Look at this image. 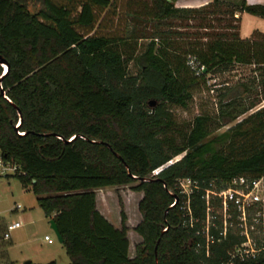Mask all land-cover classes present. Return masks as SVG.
<instances>
[{
    "label": "trees",
    "instance_id": "trees-1",
    "mask_svg": "<svg viewBox=\"0 0 264 264\" xmlns=\"http://www.w3.org/2000/svg\"><path fill=\"white\" fill-rule=\"evenodd\" d=\"M65 2L0 0V57L7 65L4 73L0 65V89L7 97L0 92V149L20 166L15 177L56 224L68 264H264L263 252L229 261L242 238L232 229L219 237L216 215L208 256L204 238L194 233L205 218V189L219 191L235 177L264 174V110L216 132L253 107L250 87L237 84L244 97L218 91L216 107L208 96L212 111L184 125L171 112L173 107L187 109L194 93L204 90L203 78L185 65L188 54L207 71L221 72L234 61L262 60L264 37L241 39L231 32L208 35L205 42H180L187 38L172 22L180 25L199 16L198 27L205 28L202 14L218 0L201 8H177L171 0H128L126 7L134 4L138 10L127 15L151 18L155 30L148 36L132 26L120 37L91 33L97 12L112 0ZM235 5L232 14L264 18L263 5L244 0ZM143 38L149 41L136 54L137 40ZM131 61L139 67L135 75L128 72ZM17 109L21 123L15 131ZM186 178L197 186L189 196L198 220L193 227L183 223L179 210L186 198L177 181ZM131 183H136L132 191L142 192L137 204L141 219L134 227L141 241L132 257L125 214L120 212L116 228L99 213L95 199L97 189ZM174 197L177 202L170 208ZM4 243L0 237L1 259L6 257Z\"/></svg>",
    "mask_w": 264,
    "mask_h": 264
},
{
    "label": "rangeland",
    "instance_id": "rangeland-1",
    "mask_svg": "<svg viewBox=\"0 0 264 264\" xmlns=\"http://www.w3.org/2000/svg\"><path fill=\"white\" fill-rule=\"evenodd\" d=\"M57 4H65V0H53ZM110 7L99 10L97 12V21L91 33L108 36H125L132 26L138 27V33L150 35L155 30L156 22L146 16H141L138 19L131 18L127 12L138 10L134 4H129L126 7L128 0H112ZM139 2L150 3V0H135ZM133 0V2H135ZM216 7H210L206 11L205 28L198 27V17L190 21H183L178 24L173 21L172 25L180 26L179 32L186 36L187 39H178L180 42H205L209 40V36L221 33H238V36L244 37L241 39L254 40L259 37H264V18L254 16L247 13H242L241 19L238 11L234 14L233 9L239 0H218ZM212 10H215L211 12ZM229 25H234L236 29H228ZM161 28L167 29V26ZM239 28V32L238 29ZM211 34V35H210ZM209 35V36H208ZM202 36V37H201ZM149 39H138L136 54H140ZM139 71L136 62L128 64L129 74L135 75ZM226 91L227 94L240 95L244 97L242 88L233 83ZM202 88L194 93L192 102L189 103L187 109L177 107L171 108V112L178 125H184L189 122L195 115L202 111H212L208 95L203 92ZM214 100L217 102L219 96ZM214 108V107H213ZM248 115L242 114L238 118L240 120ZM233 121L228 125L219 127L216 132H223L229 126L237 122ZM179 157V156H178ZM136 183H131L125 186L105 187L95 191L96 208L99 213L114 227H120V212L126 216V225L128 230L126 237L129 242V256H134V246L141 241L140 236L134 231V227L139 223L141 217L137 210L138 201L142 197V192L132 191L131 187ZM36 196L27 188H24L16 177H0V230L3 233L6 225L21 221L22 226L10 233V238L5 241L4 247L6 257L3 259L7 264H24L30 261L35 264H45L50 261H55L56 264H68V257L61 243L57 241L54 231L50 228L49 219L45 217L43 211L37 204ZM19 205L20 209H15ZM1 233V234H2ZM47 235L52 243H47L44 236ZM6 245V246H5Z\"/></svg>",
    "mask_w": 264,
    "mask_h": 264
},
{
    "label": "built area",
    "instance_id": "built-area-1",
    "mask_svg": "<svg viewBox=\"0 0 264 264\" xmlns=\"http://www.w3.org/2000/svg\"><path fill=\"white\" fill-rule=\"evenodd\" d=\"M185 65L194 77L203 78L204 92L211 98L214 107L217 106L214 100L217 92L231 87V80H233V83H244L251 89L255 104L247 111L248 114L264 110V58L251 62L234 61L228 70L213 72L207 71L196 56L188 54L185 57ZM237 121H240V118ZM180 157L181 155L152 170V176H157L166 166ZM20 174V166L7 160L0 149V177H15ZM192 188L196 189L197 186L188 178L177 181L179 194L186 198L181 202L179 210L185 218L183 223H188L190 227L198 222L189 207ZM203 198L205 218L201 222V227L194 233L204 238L206 256L209 254V244L214 241L210 227H216L215 215L221 222L219 237H225L228 229H232L242 238V242L229 253V261L234 257L243 259L254 257L260 252L264 253V174L258 178L235 177L222 190L205 189ZM15 209H20V206L16 205ZM21 226V221L6 225L0 237L5 241L8 240L10 233ZM44 240L47 243L52 242L47 235L44 236ZM197 247H200V243ZM0 264H6V262L0 258Z\"/></svg>",
    "mask_w": 264,
    "mask_h": 264
},
{
    "label": "crops",
    "instance_id": "crops-1",
    "mask_svg": "<svg viewBox=\"0 0 264 264\" xmlns=\"http://www.w3.org/2000/svg\"><path fill=\"white\" fill-rule=\"evenodd\" d=\"M171 1L174 3V6L177 8H201L203 6L210 4L213 0H171ZM244 1L248 5H263L264 6V0H244ZM239 15L241 19L242 13H239ZM234 16L236 18L239 17L236 14H234ZM238 32H239V28H238ZM241 38H244V37H241Z\"/></svg>",
    "mask_w": 264,
    "mask_h": 264
},
{
    "label": "water",
    "instance_id": "water-1",
    "mask_svg": "<svg viewBox=\"0 0 264 264\" xmlns=\"http://www.w3.org/2000/svg\"><path fill=\"white\" fill-rule=\"evenodd\" d=\"M0 65L3 67V73H4V71L7 69V65L5 64V62L1 59V57H0ZM0 81H1V78H0ZM1 91V95L2 96H4L5 98H7L6 96H5V93H4V91L2 90V89H0ZM8 100V99H7ZM9 101V100H8ZM154 103H155V101H150L149 102V105L150 106H152V105H154ZM17 112H18V115H19V121H18V123L14 126V129H15V131H18V128H19V126H20V123H21V115H20V111H19V109H17ZM19 134H22V133H19ZM60 139H61V137H59ZM69 141H71V140H69ZM93 142H97V141H93ZM100 143V142H99ZM119 158V157H118ZM126 169H127V171H128V168H127V166H126ZM150 176H152V174H150ZM148 180H150V178H140L139 179V181H142V182H145V181H148ZM176 202H177V198L176 197H174V202L170 205V208H173L174 206H175V204H176ZM49 225H50V228L54 231V233H55V235H56V238H57V241L59 242V243H62V239H61V237H60V234H59V232H58V230H57V227H56V224L54 223V221L53 220H50L49 221ZM166 230V228L165 229H163V231H165ZM24 264H30V261H26Z\"/></svg>",
    "mask_w": 264,
    "mask_h": 264
}]
</instances>
